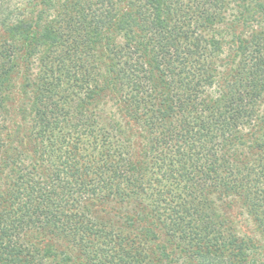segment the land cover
Listing matches in <instances>:
<instances>
[{"label": "trees", "instance_id": "16d2710c", "mask_svg": "<svg viewBox=\"0 0 264 264\" xmlns=\"http://www.w3.org/2000/svg\"><path fill=\"white\" fill-rule=\"evenodd\" d=\"M230 6L236 22L264 20V0H66L40 28L1 20L0 264H44L45 239L76 257L59 264H166L174 250L188 264H252L253 245L214 203L238 198L264 238L262 28L236 38L209 93L221 45L203 32ZM24 33L25 60L45 48L28 135L13 146L5 100ZM103 83L137 127L138 152L95 110ZM25 149L29 165L17 161ZM111 204L122 224L103 213Z\"/></svg>", "mask_w": 264, "mask_h": 264}, {"label": "rangeland", "instance_id": "374dc122", "mask_svg": "<svg viewBox=\"0 0 264 264\" xmlns=\"http://www.w3.org/2000/svg\"><path fill=\"white\" fill-rule=\"evenodd\" d=\"M65 1L66 0H0V22L1 20H4V22L8 20L7 22L11 23L21 21V23L23 22V25H28L37 21L40 28L50 23L52 18L56 17V19H59L62 17L61 13L63 12L61 7ZM117 5L120 8H124V5H121L119 2ZM229 8V11L225 12L223 21L207 26L203 32L207 39L218 41L221 45L220 52L215 60L216 82L209 91L211 95H216L218 93L228 68L231 67V63L236 60V57L232 58L230 56L236 38H242L244 35H249L251 31L254 30H259L261 28L264 30V20L261 21L259 19L260 21H245L243 23L236 22V20H234V16H236L235 8L233 6H230ZM261 22H263V24ZM39 28H36V30L40 31ZM7 33L6 29L3 28L0 23V39L5 38ZM25 37L24 33L17 41L20 51H18V58L16 59V69L9 80L10 85L8 86V95L5 100L10 114L9 118L11 119L6 127L9 130L8 135L11 137L10 142L13 146L21 145V136L26 137L28 135L27 133L31 123L30 109L32 101V85L34 84L38 72L39 55L45 48L44 43L43 45L39 44L35 49L37 50V54L25 60V58L22 57L25 53L24 44H29V42L25 41ZM116 40L119 41V37H117ZM95 103V110L97 112H100L109 118H113L121 125L126 137L133 142L135 152H138L140 149V137L137 135L138 129L122 116L120 105L107 84H102ZM260 107V111L264 112V99L261 102ZM21 110H24V112L20 114ZM16 130H20V132L16 134ZM28 146V144L25 145V147ZM17 161L29 165L32 162L30 150L25 149L22 157ZM214 203L217 211L231 222L237 237L241 241L253 245L252 252H250V258H248L250 263L264 264V238L261 236L253 219L247 214L241 201L236 197L216 196L214 198ZM107 210L108 212L105 211L103 213L108 214L111 218L120 220L119 222L122 224L123 219L121 217L123 209L111 204L107 206ZM42 243L51 244L52 254H54L53 257L50 256L45 258L44 264H59L63 255L70 256L71 254L69 247L59 240L52 241L51 239H45ZM174 252L173 255L168 258L166 264H188L187 258H183L178 251ZM48 255H51V252L48 253ZM55 255L56 257H54ZM70 257L73 259L76 258L75 255L73 256L72 254Z\"/></svg>", "mask_w": 264, "mask_h": 264}]
</instances>
